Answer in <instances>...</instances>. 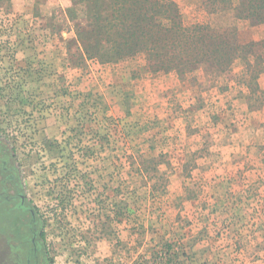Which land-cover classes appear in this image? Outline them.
<instances>
[{"label":"rangeland","instance_id":"obj_1","mask_svg":"<svg viewBox=\"0 0 264 264\" xmlns=\"http://www.w3.org/2000/svg\"><path fill=\"white\" fill-rule=\"evenodd\" d=\"M175 1L186 23L264 37ZM71 4L0 0V154L34 210L37 264H264V70L87 59Z\"/></svg>","mask_w":264,"mask_h":264},{"label":"trees","instance_id":"obj_2","mask_svg":"<svg viewBox=\"0 0 264 264\" xmlns=\"http://www.w3.org/2000/svg\"><path fill=\"white\" fill-rule=\"evenodd\" d=\"M80 3L87 7L77 8ZM203 3L211 12L232 9L237 20L264 27V0ZM67 17L74 22L81 55L87 59L107 63L144 54L152 71L180 76L204 61L214 75L230 71L237 60L247 76L257 78L264 70V37L242 42L235 26L186 23L175 0H72Z\"/></svg>","mask_w":264,"mask_h":264},{"label":"flooded vegetation","instance_id":"obj_3","mask_svg":"<svg viewBox=\"0 0 264 264\" xmlns=\"http://www.w3.org/2000/svg\"><path fill=\"white\" fill-rule=\"evenodd\" d=\"M33 208L27 204L8 162L0 154V264H37ZM29 212L30 225L26 226L23 215ZM26 227L30 233L26 232ZM37 231V230H36ZM34 240V241H33ZM39 244V243H38Z\"/></svg>","mask_w":264,"mask_h":264},{"label":"water","instance_id":"obj_4","mask_svg":"<svg viewBox=\"0 0 264 264\" xmlns=\"http://www.w3.org/2000/svg\"><path fill=\"white\" fill-rule=\"evenodd\" d=\"M32 213H33V210H32ZM33 226H35V224H36V219H35V217H34V215H33ZM34 233L36 234L37 233V231L34 229ZM34 241V240H33ZM35 247L38 249L39 248V244H38V242L37 241H35Z\"/></svg>","mask_w":264,"mask_h":264}]
</instances>
